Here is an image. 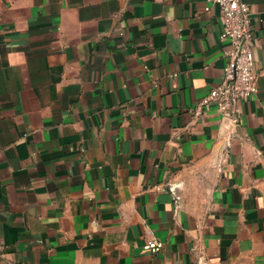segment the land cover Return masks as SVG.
I'll return each mask as SVG.
<instances>
[{"label": "crops", "instance_id": "0c3cea01", "mask_svg": "<svg viewBox=\"0 0 264 264\" xmlns=\"http://www.w3.org/2000/svg\"><path fill=\"white\" fill-rule=\"evenodd\" d=\"M244 1L258 88L232 119L194 115L226 64L216 5L0 0V264H264V0Z\"/></svg>", "mask_w": 264, "mask_h": 264}, {"label": "built area", "instance_id": "2783aa9c", "mask_svg": "<svg viewBox=\"0 0 264 264\" xmlns=\"http://www.w3.org/2000/svg\"><path fill=\"white\" fill-rule=\"evenodd\" d=\"M210 5L219 9L220 37L228 42L226 64L221 79L199 101L194 115H200L203 107L213 103L220 115L234 119L236 107L257 92L258 72L252 46L258 25L251 19L249 5L244 0H205L204 11ZM161 246L160 241L151 239L143 248L156 252Z\"/></svg>", "mask_w": 264, "mask_h": 264}, {"label": "rangeland", "instance_id": "374dc122", "mask_svg": "<svg viewBox=\"0 0 264 264\" xmlns=\"http://www.w3.org/2000/svg\"><path fill=\"white\" fill-rule=\"evenodd\" d=\"M243 264H249V263H243Z\"/></svg>", "mask_w": 264, "mask_h": 264}]
</instances>
